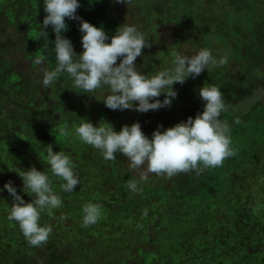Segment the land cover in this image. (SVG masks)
Wrapping results in <instances>:
<instances>
[{
    "label": "trees",
    "instance_id": "trees-1",
    "mask_svg": "<svg viewBox=\"0 0 264 264\" xmlns=\"http://www.w3.org/2000/svg\"><path fill=\"white\" fill-rule=\"evenodd\" d=\"M254 2L125 0L129 11L134 4L139 9L131 13L140 16L149 43L136 60L146 74L170 66L173 51L190 56L207 48L217 60L227 57L225 64L175 83L172 105L155 111L108 109L102 100L107 86L80 93L62 73L44 87L42 79L32 81L12 68L10 59L0 58V188L11 178L23 199L30 200L11 169L35 166L49 173L53 191L62 198L53 216L41 214L40 223L52 226L48 239L32 246L17 222L8 219L11 197L7 190L0 191V264H264V99L255 98L238 111V103L227 98L233 96L231 89L249 90L253 82L244 44L249 40L259 48L257 25L250 16ZM76 11L109 36L121 24L107 0H80ZM44 15L43 0H0V21L5 19L22 38L31 66L38 65L33 62L36 56L44 57L39 64L43 71L56 65L51 26L45 29L47 40L39 36ZM66 23L63 34L75 51L79 22L66 18ZM161 25L168 27L165 33L172 39L159 36L156 27ZM208 85L221 90L225 110L219 119L229 125L234 154L199 173H149L148 180L141 181V170L131 169L127 157L117 153L116 159L105 160L99 149L58 131L84 118L94 125L107 121L117 131L138 121L150 137L158 124L169 127L201 111L198 89ZM7 102L16 112L4 118ZM47 144L69 154L75 164L80 183L70 193H64L60 178L51 175ZM131 180L138 182L140 191L129 190ZM89 201L101 205V216L84 226L83 205Z\"/></svg>",
    "mask_w": 264,
    "mask_h": 264
},
{
    "label": "clouds",
    "instance_id": "clouds-1",
    "mask_svg": "<svg viewBox=\"0 0 264 264\" xmlns=\"http://www.w3.org/2000/svg\"><path fill=\"white\" fill-rule=\"evenodd\" d=\"M79 7L80 0H43L45 15L39 25V36L47 40L45 29L51 26L56 55L55 67L43 73L44 87L53 85L62 73H67L73 88L80 89V93L107 86L109 91L102 100L108 109L148 112L172 105L177 95L173 88L175 83L183 84L188 77L227 62L226 56L217 60L207 48L190 56L173 51L170 66L146 74L136 63L142 49L149 46L145 33L136 25L123 22L109 36L102 26L81 18L76 11ZM66 18L79 22V53L73 50L71 39L63 34L68 28ZM43 61V56H36L33 62L41 64ZM198 95L203 102L201 111L169 127L158 124L150 137L142 131L138 121L123 124L117 131L107 121L94 125L84 118L72 128L64 125L58 131L62 136H74L99 149L105 160H114L119 153L128 158L131 169L144 166L140 171L141 181H147L149 173L168 177L190 170L199 173L205 168L220 166L234 150L229 125L219 119L225 110L221 90L215 85L203 86L198 89ZM45 151L51 175L60 178L64 193L72 192L80 178L71 156L62 150L54 151L51 144H47ZM11 170L22 180L21 191L31 199H23L11 178L5 181L0 191L7 190L11 197L8 219L17 222L30 245L39 246L52 232L51 225L40 223L41 214L53 216V209L61 206L62 198L53 191L48 172L35 166L19 172ZM127 187L132 192L141 190L136 180L129 181ZM146 212L145 209L144 214ZM100 216V204L89 201L83 205L84 226L96 223Z\"/></svg>",
    "mask_w": 264,
    "mask_h": 264
},
{
    "label": "rangeland",
    "instance_id": "rangeland-1",
    "mask_svg": "<svg viewBox=\"0 0 264 264\" xmlns=\"http://www.w3.org/2000/svg\"><path fill=\"white\" fill-rule=\"evenodd\" d=\"M110 6V12L112 14L118 16L121 19V24L124 23H131L136 25L140 30L143 27V23H141L140 16L133 15L131 13L133 10L137 11V6L134 4L132 6L131 11L129 8L126 7L127 4L122 2H118V0H107ZM165 7L164 5H162ZM122 11H121V10ZM251 18H253V22L256 23V41L259 44V48L255 49V44L252 41L246 42L244 44V49L247 53V57L250 60V65H253L252 69V76L253 82L249 90H245L242 87H233L234 89L232 93V97H227L237 102L239 107H237L238 111H244L249 103L254 100L255 98L264 99V1L263 0H255L253 10L250 13ZM154 19V18H153ZM165 29L167 30L168 27L162 26L156 27V31L160 37H171L169 33L166 35ZM150 36H152L151 33ZM23 40L20 36H18L16 30L10 25L7 24L5 19H1L0 21V58L3 60L10 59V66L12 68H18L19 70L27 73V77L30 78L32 81H38L42 79L43 76V69L40 65L31 66L30 59L26 58L24 53L25 49L22 47ZM184 48H187L186 44L184 43ZM81 51V43L80 41L77 43V47L75 52L79 53ZM243 52V53H244ZM239 66V64L233 65ZM236 72V71H235ZM16 112V109L10 106L7 102L4 104L2 108V116L6 118L9 114ZM2 132V131H0ZM144 166H141L143 169Z\"/></svg>",
    "mask_w": 264,
    "mask_h": 264
}]
</instances>
